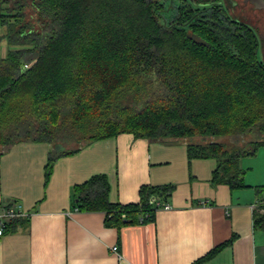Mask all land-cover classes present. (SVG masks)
Instances as JSON below:
<instances>
[{"label":"trees","instance_id":"16d2710c","mask_svg":"<svg viewBox=\"0 0 264 264\" xmlns=\"http://www.w3.org/2000/svg\"><path fill=\"white\" fill-rule=\"evenodd\" d=\"M247 4L0 0V155L22 141L50 144L47 182L58 158L129 133L182 142L188 160H214L212 185L246 187L240 161L264 146V58L237 18ZM73 190L76 210L104 212V225L119 227L152 220L173 185H143L128 204L109 200L104 174ZM253 224L264 228V205Z\"/></svg>","mask_w":264,"mask_h":264},{"label":"crops","instance_id":"0c3cea01","mask_svg":"<svg viewBox=\"0 0 264 264\" xmlns=\"http://www.w3.org/2000/svg\"><path fill=\"white\" fill-rule=\"evenodd\" d=\"M51 147L22 141L0 155V211L19 206L24 214L0 235V264H264V228L253 224L264 199V146L241 159L247 186L239 189L212 185L214 160H188L182 142L129 133L58 158L45 182ZM96 174L106 176L112 203H137L143 185H173L170 208L150 221L106 227L104 212L74 208L73 187Z\"/></svg>","mask_w":264,"mask_h":264},{"label":"rangeland","instance_id":"374dc122","mask_svg":"<svg viewBox=\"0 0 264 264\" xmlns=\"http://www.w3.org/2000/svg\"><path fill=\"white\" fill-rule=\"evenodd\" d=\"M245 2H249V4L245 6L246 8L242 7L239 9L237 18L253 28L259 42V55L264 58V12L260 10L264 9V0H245ZM0 53L2 56L5 55V43L1 44ZM123 103L129 105L131 104V101H129V99H126L123 101ZM253 168L254 170L252 172V175H257V165L254 164Z\"/></svg>","mask_w":264,"mask_h":264},{"label":"built area","instance_id":"2783aa9c","mask_svg":"<svg viewBox=\"0 0 264 264\" xmlns=\"http://www.w3.org/2000/svg\"><path fill=\"white\" fill-rule=\"evenodd\" d=\"M158 202V201H156ZM157 204V209H164L167 210L170 208L169 205L167 204ZM260 205H264V199L261 201ZM24 216L23 212L21 211L19 206H16L15 208H5L3 210L0 211V235L3 233L5 227L12 222L13 220ZM111 252L113 253H117V246L113 245L110 248Z\"/></svg>","mask_w":264,"mask_h":264}]
</instances>
